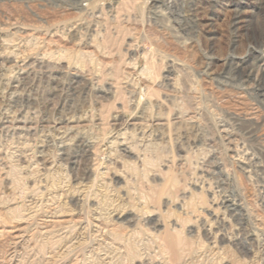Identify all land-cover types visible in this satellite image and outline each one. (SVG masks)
<instances>
[{"label":"rangeland","instance_id":"374dc122","mask_svg":"<svg viewBox=\"0 0 264 264\" xmlns=\"http://www.w3.org/2000/svg\"><path fill=\"white\" fill-rule=\"evenodd\" d=\"M0 264H264V0H0Z\"/></svg>","mask_w":264,"mask_h":264},{"label":"bare ground","instance_id":"6f19581e","mask_svg":"<svg viewBox=\"0 0 264 264\" xmlns=\"http://www.w3.org/2000/svg\"><path fill=\"white\" fill-rule=\"evenodd\" d=\"M135 43V42H134ZM77 196V195H76ZM64 203V202H63ZM81 208V207H80ZM62 212V211H61Z\"/></svg>","mask_w":264,"mask_h":264}]
</instances>
